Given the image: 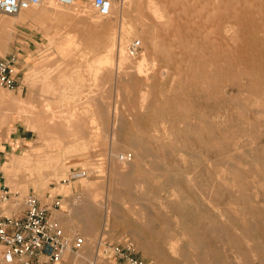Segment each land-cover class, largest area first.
<instances>
[{"label":"rangeland","instance_id":"374dc122","mask_svg":"<svg viewBox=\"0 0 264 264\" xmlns=\"http://www.w3.org/2000/svg\"><path fill=\"white\" fill-rule=\"evenodd\" d=\"M131 2L108 18L88 0L86 16L55 2L0 14V60L19 57L0 90V176L44 203L70 186L85 222L67 264H124L105 249L129 242L152 264H264V0Z\"/></svg>","mask_w":264,"mask_h":264},{"label":"built area","instance_id":"2783aa9c","mask_svg":"<svg viewBox=\"0 0 264 264\" xmlns=\"http://www.w3.org/2000/svg\"><path fill=\"white\" fill-rule=\"evenodd\" d=\"M50 1L62 7H73L77 0H0V14L19 15L23 11ZM88 1L100 17L108 18L112 15L113 0ZM142 48L141 40L133 41L128 46V54L136 57ZM18 61L19 57L16 55L0 60V90H12L16 87L15 67ZM120 159L127 161L130 156L124 154ZM86 176L87 171L74 169L69 181ZM47 200L44 203L34 193L22 196L19 192L12 191L5 181H0V245L6 262L61 264L67 254L77 255L82 250L84 238L79 234L69 235L51 214L52 210L62 207L64 197L49 196ZM78 200L79 196L76 201ZM107 249L124 264H152L138 255L131 242Z\"/></svg>","mask_w":264,"mask_h":264},{"label":"bare ground","instance_id":"6f19581e","mask_svg":"<svg viewBox=\"0 0 264 264\" xmlns=\"http://www.w3.org/2000/svg\"><path fill=\"white\" fill-rule=\"evenodd\" d=\"M215 1H217V0H215ZM258 1V0H257ZM232 2V1H231ZM249 2V1H248ZM261 2H262V0H261ZM50 3V7H52L53 9H54V6H55V4H54V2H48V4ZM228 3V2H227ZM260 3V2H259ZM264 3V2H263ZM256 4V3H255ZM258 4V3H257ZM261 4V3H260ZM44 5V4H43ZM54 5V6H53ZM58 5V4H57ZM57 5H56V9H58V7H57ZM132 5H133V3L131 2V0H113V8H112V14L113 13H115V12H118V13H120L121 12V14L122 13H124L127 9H130L131 7H132ZM232 5V4H231ZM228 6L229 7V9H230V7H232V6ZM233 5H234V3H233ZM81 6H83V4H82V0H77L76 1V3H75V5L73 6V7H76L77 9L75 10L76 12L77 11H79V12H77V13H79V15L80 16H82V15H85L86 16V14H87V12L89 11V10H87V12H86V8H83V7H81ZM85 6V5H84ZM134 6V5H133ZM255 6L256 5H254V9H256L255 8ZM259 6V5H258ZM81 7V8H80ZM89 7H91V6H89ZM88 7V8H89ZM155 7V6H154ZM157 7V6H156ZM49 8V7H48ZM62 8V7H61ZM72 8V7H71ZM51 9V8H50ZM252 9V8H251ZM92 10V9H91ZM147 10H149V9H147ZM152 10H154V12L156 13V16L159 18V19H161L162 20V18H163V15L160 13V11H159V9L157 8V9H152ZM261 10V9H260ZM146 11V10H145ZM150 11V10H149ZM212 11V10H211ZM263 11V10H262ZM261 11V12H262ZM56 12V11H55ZM76 12H73V13H75L76 14ZM151 12V11H150ZM154 12H153V14H154ZM242 12V11H241ZM146 13V12H145ZM229 13V12H228ZM249 13H250V11H249ZM74 14V15H75ZM152 14V15H153ZM206 14V13H205ZM231 14H233V13H231ZM243 14H245V11H244V13ZM252 14V13H251ZM253 14H256V13H253ZM262 14V13H261ZM260 14V15H261ZM78 15V14H77ZM78 15V16H79ZM87 15H89V14H87ZM247 15H249V14H247ZM258 15V14H257ZM256 15V16H257ZM262 15H264V14H262ZM261 15V16H262ZM149 16V15H148ZM153 16H155V14L153 15ZM155 16V17H156ZM222 16V15H221ZM229 16V15H228ZM241 16V15H240ZM100 17V16H99ZM151 17V16H150ZM233 17V16H232ZM249 17V16H248ZM101 18V17H100ZM152 18V17H151ZM257 18H259V17H257ZM2 19V18H1ZM177 19V18H176ZM105 20V19H104ZM108 20V19H107ZM146 20V19H145ZM158 20V19H157ZM223 20V19H222ZM247 20V19H246ZM94 21V20H93ZM99 21V20H98ZM103 21V20H102ZM240 21V20H239ZM3 21H0V24L2 23ZM215 22H216V20H215ZM225 22H226V20H225ZM246 22V21H245ZM224 23V22H223ZM222 23V24H223ZM231 23V22H230ZM237 23V22H236ZM235 23V21H234V23L233 24H236ZM241 23V22H240ZM252 23V22H251ZM262 23V22H261ZM216 24V23H215ZM226 24V23H225ZM224 24V25H225ZM238 24V23H237ZM243 24H244V21H243ZM246 24V23H245ZM244 24V25H245ZM154 26H156V25H154ZM222 26V25H221ZM233 26V25H232ZM232 26H231V24L230 25H226L225 27H224V29H221L222 27H220V29L222 30V31H219L218 30V33H219V36H222V34L224 35V34H226V33H231V31H232ZM186 27V26H185ZM214 27H216V26H214ZM234 27V26H233ZM131 28V27H130ZM187 28H189L188 26H187ZM256 28V27H255ZM235 29V28H234ZM259 29V28H258ZM258 29H257V33H258ZM247 30V29H246ZM245 30V31H246ZM185 31V30H184ZM233 32V31H232ZM244 32V31H243ZM251 32V31H250ZM130 33V32H129ZM183 33H186V32H183ZM232 34V33H231ZM243 34V33H242ZM249 34H251V33H249ZM261 34V33H260ZM227 35H230V34H226V35H224V36H227ZM245 35V34H244ZM243 35V36H244ZM253 35H254V32H253ZM252 35V36H253ZM262 35H264V34H262ZM223 38V37H222ZM225 38V37H224ZM247 39V38H246ZM229 41V40H228ZM244 43V42H243ZM249 43V42H248ZM117 46H116V48H117V51H118V55H119V58H120V61H124V60H126L127 59V56H126V51H125V47L123 46V39L122 38H120L119 40H118V43L116 42L115 43ZM114 44V45H115ZM114 45H111V46H109V48H107V53L104 55V57L106 58V60L108 61V60H110L109 58H110V55H112V53L115 51V46ZM242 46H244V45H242ZM245 47V46H244ZM241 48V47H240ZM243 49H245V48H243ZM255 49V48H254ZM264 49V48H263ZM241 52V51H240ZM257 53V52H256ZM263 53V52H262ZM114 54V53H113ZM145 54V53H144ZM247 54V53H246ZM253 54H255V53H253ZM148 55V54H147ZM146 55V56H147ZM149 56V55H148ZM147 56V57H148ZM245 56V55H244ZM248 57V56H247ZM105 58H102L101 60H104L105 61ZM243 58V57H242ZM251 58V57H250ZM258 58V57H257ZM264 58V57H263ZM100 59V58H99ZM245 58H243V60H244ZM98 60V59H97ZM117 60H119V59H117ZM128 60V59H127ZM257 61V60H256ZM114 62V61H113ZM146 62V58H145V56H142V58L140 59V61L139 62H137L138 64H137V68H138V75H141L142 73H143V69H144V65L146 64L145 63ZM121 63V62H120ZM125 63V62H124ZM245 63H247V62H245ZM97 64V63H96ZM108 64V63H107ZM111 64V63H110ZM114 64V63H113ZM262 64V63H261ZM101 65V64H100ZM128 65V64H127ZM126 65V66H127ZM166 65V64H165ZM111 66V65H110ZM116 66V65H115ZM118 66V65H117ZM120 66V68L122 67L121 65H119ZM104 67H106L105 65H104ZM111 67H113V65L111 66ZM125 67V66H124ZM165 67H167V66H165ZM171 67V66H170ZM108 68H110V67H108ZM123 68V67H122ZM121 68V69H122ZM112 69H114V68H112ZM166 69V68H165ZM97 70V69H96ZM95 70V71H96ZM104 70V69H103ZM175 70V69H174ZM111 71V70H110ZM109 71V73H111ZM91 72V71H90ZM162 72V71H161ZM100 73H101V71H100ZM102 74H104V73H102ZM147 74V73H146ZM100 75V74H99ZM144 75V74H143ZM112 76V75H111ZM116 76H118V75H116ZM96 77H99V76H96ZM108 77V76H107ZM105 78V77H104ZM111 78V77H110ZM147 79V78H146ZM104 80V79H103ZM107 80V79H106ZM245 80H247V79H245ZM250 80V79H249ZM253 80V79H252ZM117 81H118V78H117ZM217 87V86H216ZM245 87V86H244ZM209 89V88H208ZM231 89V88H230ZM234 89V88H233ZM236 90V89H235ZM246 90V89H245ZM213 91V90H212ZM222 91V90H221ZM23 105V104H22ZM21 105V106H22ZM27 107V106H26ZM30 106H28V108H29ZM25 108V107H24ZM31 109V108H30ZM51 109V108H50ZM29 110V109H28ZM34 110V109H33ZM37 110V109H36ZM25 111V110H24ZM117 112V111H116ZM47 116V115H46ZM117 119V118H116ZM56 120V119H55ZM114 125V124H113ZM34 129L36 130L35 132H36V134H37V136H38V138L39 139H41V141H42V139H43V136H42V132H41V130H40V128L39 127H37V126H34ZM57 137V136H56ZM49 162V161H48ZM126 166V165H125ZM127 170V169H126ZM86 198V197H85ZM75 204V203H74ZM73 204V205H74ZM76 204H78V203H76ZM76 206V205H75ZM79 211V210H78ZM77 212V211H76ZM75 214V213H74ZM71 219V218H70Z\"/></svg>","mask_w":264,"mask_h":264},{"label":"crops","instance_id":"0c3cea01","mask_svg":"<svg viewBox=\"0 0 264 264\" xmlns=\"http://www.w3.org/2000/svg\"><path fill=\"white\" fill-rule=\"evenodd\" d=\"M19 138H22V136L20 135ZM14 141L18 142L19 139H17V138L12 139V142H14ZM12 144L13 143H6L5 145H3L0 148V166H1L2 162L6 160V158H7L6 155L9 152V148H10V146ZM0 172H1V167H0ZM0 181H5L6 182L4 177H1V176H0ZM69 188H70V186H67L64 189V195H63V193L56 195V196L62 195L63 197L65 196L64 197V203H63V205H62V207L60 209L52 210L51 214L58 221L59 225L64 230H67L70 233L79 234L80 232H78L76 227H77V224H81V223L84 226V222H85L84 210L81 207H73L71 210L68 208L67 200H68L69 195L65 194V192H68ZM81 218H82V221H81ZM83 219H84V222H83ZM83 226H82V228H83ZM92 226H93V229H88V227H86L85 229L84 228L83 229L80 228V230L82 229L83 233L93 232L96 235L98 233V224L95 223ZM108 251L111 252L110 249H107V251L105 250L106 253ZM70 255H72V254L71 253L67 254L65 256L64 262L61 263V264H67Z\"/></svg>","mask_w":264,"mask_h":264}]
</instances>
